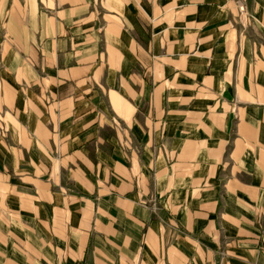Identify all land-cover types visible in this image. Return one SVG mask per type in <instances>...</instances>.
I'll return each mask as SVG.
<instances>
[{
  "label": "crops",
  "instance_id": "crops-1",
  "mask_svg": "<svg viewBox=\"0 0 264 264\" xmlns=\"http://www.w3.org/2000/svg\"><path fill=\"white\" fill-rule=\"evenodd\" d=\"M0 264H264V0H0Z\"/></svg>",
  "mask_w": 264,
  "mask_h": 264
},
{
  "label": "built area",
  "instance_id": "built-area-1",
  "mask_svg": "<svg viewBox=\"0 0 264 264\" xmlns=\"http://www.w3.org/2000/svg\"><path fill=\"white\" fill-rule=\"evenodd\" d=\"M238 12H239L238 15L239 21L242 24H248L250 22V15L247 12V9L245 7V4H243V2L238 4Z\"/></svg>",
  "mask_w": 264,
  "mask_h": 264
}]
</instances>
